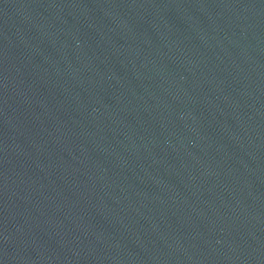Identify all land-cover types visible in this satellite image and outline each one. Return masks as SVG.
Segmentation results:
<instances>
[{"label":"water","instance_id":"obj_1","mask_svg":"<svg viewBox=\"0 0 264 264\" xmlns=\"http://www.w3.org/2000/svg\"><path fill=\"white\" fill-rule=\"evenodd\" d=\"M0 264H264V0H0Z\"/></svg>","mask_w":264,"mask_h":264}]
</instances>
